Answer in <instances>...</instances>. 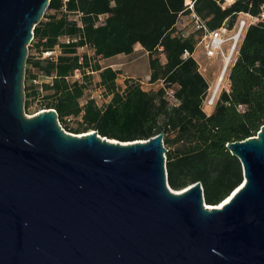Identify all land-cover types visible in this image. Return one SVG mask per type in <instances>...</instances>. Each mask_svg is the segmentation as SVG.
<instances>
[{
    "label": "water",
    "instance_id": "1",
    "mask_svg": "<svg viewBox=\"0 0 264 264\" xmlns=\"http://www.w3.org/2000/svg\"><path fill=\"white\" fill-rule=\"evenodd\" d=\"M51 0H0V264H264V125L229 142L243 183L174 190L164 133L120 141L25 111L33 29Z\"/></svg>",
    "mask_w": 264,
    "mask_h": 264
},
{
    "label": "trees",
    "instance_id": "2",
    "mask_svg": "<svg viewBox=\"0 0 264 264\" xmlns=\"http://www.w3.org/2000/svg\"><path fill=\"white\" fill-rule=\"evenodd\" d=\"M193 1L195 12L210 30H232L240 14L260 16L264 10V0H234L227 6L225 0ZM185 3L51 0L33 29L25 111L30 113L34 106L32 113L54 109L69 132L97 130L124 142L147 140L163 132L170 187L179 191L201 182L205 200L218 204L244 181L242 164L227 144L256 136L264 125V22L245 29L225 71L228 88L221 90L212 112L207 113L204 102L210 86L197 60L201 32L186 28L191 21ZM137 44L148 53L151 84H161L156 91H146L132 79L120 90L121 71L100 64L102 59L133 53ZM80 48L93 53L80 54ZM51 51L57 54L44 57ZM94 72H99V85L112 95L106 103L97 104L91 98L82 102ZM78 74L82 79L73 78ZM38 76L52 80L37 85ZM170 90L176 102L170 101ZM75 117L82 122L71 127L69 121Z\"/></svg>",
    "mask_w": 264,
    "mask_h": 264
},
{
    "label": "rangeland",
    "instance_id": "3",
    "mask_svg": "<svg viewBox=\"0 0 264 264\" xmlns=\"http://www.w3.org/2000/svg\"><path fill=\"white\" fill-rule=\"evenodd\" d=\"M230 3V0H225L224 1V5L227 6V4ZM186 28L188 29V31L193 30L192 28V24L189 23V21L186 23ZM238 26H234V29H232L231 31H229L225 37L230 38V40L224 44L223 46V52H217L216 56L214 58H207L204 54V51L201 47L198 48V52H197V58H198V63L200 64V68H201V73L204 75V77L207 79L208 83H209V91H208V96L204 102V109L207 113H210L213 110V106H214V102H215V98L217 97V95L221 92V90L228 88V81L226 78V75L224 74L223 79L219 81L223 68H224V63H225V57L229 56L230 58V63L233 62L236 52H237V48L241 42L242 39V35L243 33L240 35V38L238 39ZM238 39V41H237ZM67 38H62V41H66ZM236 47L235 50H233V45L236 43ZM29 47L32 48L31 44L29 45ZM34 53L33 49H29V52ZM91 53L92 52L88 49H79V53L83 54V53ZM228 57V58H229ZM161 59H165V57L163 55H161ZM138 67H139V73L140 76H142L141 78H126L122 75H119L117 78V86L120 90H123L126 87L127 81L131 79L138 81L141 84V87L146 90V91H156L161 84L159 83H155V84H151L150 79H145L146 74H148L149 70H150V63H149V58L143 57L138 61ZM74 79H82L81 75L78 74V76H74ZM47 80L42 77V76H38L37 80L34 81L35 84L37 85H41L42 83L46 82ZM91 95H94L98 101L100 102V104L102 103H106L108 101H110L112 95L108 94L105 90H103V88H101V86L99 85V80L97 78L96 74H92V78H91V82H89L88 84V88L87 91L85 93V97L84 100L82 101L83 103H85V101L87 100V98H90ZM35 108V106H34ZM34 108H31L30 113H27L28 115H32L34 113H32L34 111ZM37 113V112H36ZM82 122V118L81 117H75L72 120L69 121V125L71 127H76L78 126L80 123Z\"/></svg>",
    "mask_w": 264,
    "mask_h": 264
},
{
    "label": "built area",
    "instance_id": "4",
    "mask_svg": "<svg viewBox=\"0 0 264 264\" xmlns=\"http://www.w3.org/2000/svg\"><path fill=\"white\" fill-rule=\"evenodd\" d=\"M185 5L188 7V9L190 10V14H189V18L191 23H193V30L194 31H198L201 32V37H200V41L198 44V47H201L204 51V54L207 58H214L217 54V52H223V46L224 44H226L230 38L225 37L226 34L231 31L228 30L226 27H221L219 29L216 30H210L206 21L203 20L199 15H197V13L194 10V1L193 0H186ZM263 21L264 22V10L263 12L260 14V16H253L250 13H242L239 15L238 21L235 25L238 26V39L240 38V35L242 33H244L245 29L251 25V24H255L257 22ZM234 29V28H233ZM185 35L188 33L187 31L184 32ZM237 39V41H238ZM236 43L233 45V50H235L236 47ZM57 54V51L55 52H45L44 53V57H51ZM229 57V56H228ZM227 56L225 57V63H224V67L227 68L228 65L230 64V58H228ZM228 58V59H227ZM198 60V59H197ZM199 62V61H198ZM199 69L200 72L201 68H200V64H199ZM78 75H76L77 77ZM47 82L52 80V77H44ZM223 79V78H222ZM221 79V80H222ZM101 88H103L101 86ZM103 90H105L103 88ZM168 97L170 99V101L176 102V99L174 98V91L170 90L168 93ZM91 99H94L97 104H100V102L98 101V99L94 96L91 95L90 96Z\"/></svg>",
    "mask_w": 264,
    "mask_h": 264
},
{
    "label": "crops",
    "instance_id": "5",
    "mask_svg": "<svg viewBox=\"0 0 264 264\" xmlns=\"http://www.w3.org/2000/svg\"><path fill=\"white\" fill-rule=\"evenodd\" d=\"M234 0L230 1L232 3ZM228 3V4H230ZM88 49V48H82ZM90 50V49H88ZM91 51V50H90ZM93 53V51H91ZM89 53V52H88ZM149 58L148 53L142 47L141 44L135 46V50L131 54H118L116 56L100 60L102 67H112L114 70H119L121 73L119 75H126V78H141L138 67V61L143 58ZM198 59V58H197ZM97 75L98 80H100L99 72H94ZM151 70L146 74L145 79H150ZM212 112V111H211ZM210 112V113H211Z\"/></svg>",
    "mask_w": 264,
    "mask_h": 264
},
{
    "label": "bare ground",
    "instance_id": "6",
    "mask_svg": "<svg viewBox=\"0 0 264 264\" xmlns=\"http://www.w3.org/2000/svg\"><path fill=\"white\" fill-rule=\"evenodd\" d=\"M230 1H232V0H230ZM228 59V58H227ZM225 71H226V68L224 67L223 68V71H222V74H221V77H220V79H219V81L223 78V76H224V74H225Z\"/></svg>",
    "mask_w": 264,
    "mask_h": 264
}]
</instances>
